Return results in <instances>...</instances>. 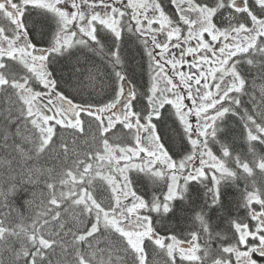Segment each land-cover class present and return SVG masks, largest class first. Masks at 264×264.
I'll use <instances>...</instances> for the list:
<instances>
[{
  "label": "snow or ice",
  "instance_id": "6c2138e0",
  "mask_svg": "<svg viewBox=\"0 0 264 264\" xmlns=\"http://www.w3.org/2000/svg\"><path fill=\"white\" fill-rule=\"evenodd\" d=\"M0 264H264V0H0Z\"/></svg>",
  "mask_w": 264,
  "mask_h": 264
},
{
  "label": "trees",
  "instance_id": "16d2710c",
  "mask_svg": "<svg viewBox=\"0 0 264 264\" xmlns=\"http://www.w3.org/2000/svg\"><path fill=\"white\" fill-rule=\"evenodd\" d=\"M136 63L139 64V56H137ZM135 71H136V79L138 82L141 81L142 77L144 80H146V78H147L146 77V71L142 73L141 69L139 67H136Z\"/></svg>",
  "mask_w": 264,
  "mask_h": 264
},
{
  "label": "flooded vegetation",
  "instance_id": "af4514ba",
  "mask_svg": "<svg viewBox=\"0 0 264 264\" xmlns=\"http://www.w3.org/2000/svg\"><path fill=\"white\" fill-rule=\"evenodd\" d=\"M185 70H187V69L185 68Z\"/></svg>",
  "mask_w": 264,
  "mask_h": 264
}]
</instances>
